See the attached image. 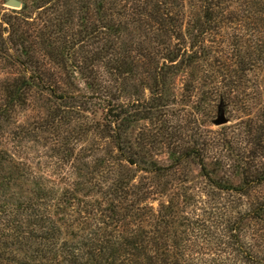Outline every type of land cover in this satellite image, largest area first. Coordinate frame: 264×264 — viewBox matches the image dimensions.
<instances>
[{
    "label": "rangeland",
    "instance_id": "1",
    "mask_svg": "<svg viewBox=\"0 0 264 264\" xmlns=\"http://www.w3.org/2000/svg\"><path fill=\"white\" fill-rule=\"evenodd\" d=\"M10 1L0 0V158L24 187L78 209L107 206L117 181L151 179L154 208L170 199L214 223L200 252L264 264V63L248 0L238 29L221 23L202 42L185 32L189 0L177 38L133 22L123 0L106 18L95 0Z\"/></svg>",
    "mask_w": 264,
    "mask_h": 264
},
{
    "label": "trees",
    "instance_id": "2",
    "mask_svg": "<svg viewBox=\"0 0 264 264\" xmlns=\"http://www.w3.org/2000/svg\"><path fill=\"white\" fill-rule=\"evenodd\" d=\"M123 1L121 9L138 25L171 33L175 38L182 34L185 0ZM245 1L189 0L191 17L186 21L185 32L191 31L192 38L202 42L203 35L222 27L221 23L228 22L233 30L238 29L242 25ZM95 2H99L95 12L104 18L116 4V0ZM248 2L249 12L260 21L257 46L264 63V0ZM128 163L135 164L132 160ZM9 165L14 169L11 159L0 158V264H240L249 261L200 252L212 249L205 237L213 232L214 223L200 215L178 212L170 199L154 208L151 201L161 191L151 179L136 184L117 181L107 194L111 199L107 206L97 201H81L85 206L76 209L70 204L72 200L61 199L56 203L47 190L32 191L24 187L23 180H27L13 174ZM2 166L7 170L5 173L1 172ZM153 172L158 174L156 170L150 171ZM13 187L16 192L12 191ZM251 261L261 263L255 258Z\"/></svg>",
    "mask_w": 264,
    "mask_h": 264
},
{
    "label": "water",
    "instance_id": "3",
    "mask_svg": "<svg viewBox=\"0 0 264 264\" xmlns=\"http://www.w3.org/2000/svg\"><path fill=\"white\" fill-rule=\"evenodd\" d=\"M8 4L10 6H13V7H18L19 6V2L16 1V0H11L10 2H8ZM224 122H225V120H224V118L221 115L219 116L218 119L215 120L216 124H221V123H224Z\"/></svg>",
    "mask_w": 264,
    "mask_h": 264
}]
</instances>
